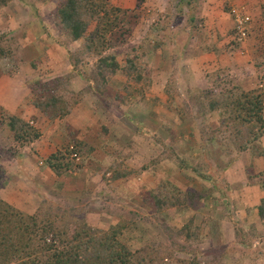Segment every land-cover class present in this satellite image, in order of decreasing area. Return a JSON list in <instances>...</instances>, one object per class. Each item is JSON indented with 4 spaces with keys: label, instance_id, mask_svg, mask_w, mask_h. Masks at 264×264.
Segmentation results:
<instances>
[{
    "label": "rangeland",
    "instance_id": "obj_1",
    "mask_svg": "<svg viewBox=\"0 0 264 264\" xmlns=\"http://www.w3.org/2000/svg\"><path fill=\"white\" fill-rule=\"evenodd\" d=\"M34 1L0 7V38L12 53L0 61V209L11 205L16 221L52 209L59 228L75 215L95 230L118 226L145 264H264V0H112L135 16L130 36L118 34L100 57L84 54V40L63 43L59 0ZM234 11L251 19L242 39ZM111 56L120 65L116 73L101 61ZM79 71L94 75L100 95ZM41 79L73 93L70 117L50 121L34 108L32 89ZM238 84L263 101V122L250 129L252 150H243L246 140L235 144L221 108ZM30 107L38 123L22 116ZM84 112L90 119L76 128ZM14 116L31 122L41 138L17 144L7 126ZM73 145L87 168L74 173L77 181L46 163L59 153L66 162L77 159ZM114 171L125 177L112 181ZM164 190L198 196L188 192L194 207L173 216L157 204ZM187 226L198 239L177 235Z\"/></svg>",
    "mask_w": 264,
    "mask_h": 264
},
{
    "label": "trees",
    "instance_id": "obj_2",
    "mask_svg": "<svg viewBox=\"0 0 264 264\" xmlns=\"http://www.w3.org/2000/svg\"><path fill=\"white\" fill-rule=\"evenodd\" d=\"M10 1L12 0H0V7L7 5ZM52 1L55 0H36L34 3L50 4ZM142 2L144 0H138V3ZM57 3L55 20L61 40L63 43L65 42L66 47L84 40L82 46L84 54L100 57L103 55L107 42L118 34L121 37H124L125 33L128 36L131 34V30L127 29V24L128 22L130 25L132 24L130 18L135 15H131L129 11H122L112 4V0H59ZM36 6L33 5L34 8ZM36 10L39 9L36 8ZM137 23L138 21H133L134 26ZM92 27H94L93 31ZM10 57H12V53L6 48L3 38H0V61ZM102 60L107 61L108 68L112 73H116L120 68L115 56L102 57ZM77 62L79 60L75 61L76 70L79 66ZM79 72V76L87 82L88 86H93L91 88H93L94 96L100 95L97 93L99 83L94 75ZM103 73L99 71L98 75L101 81L105 82L107 78ZM57 81L51 79L46 83L41 79L35 83L32 89V95L35 97L34 108L41 111L50 121L68 117L72 113V103L75 101L73 93H70L65 84H62L61 87ZM237 86L227 93V97H224L225 107L221 108L223 114L228 115L229 121L233 124L230 126L237 136V141L234 137L235 144L241 146V141L246 140L243 150H252L254 147L251 144L252 132L250 129L254 123L259 125L263 122V101L255 92H245L241 84ZM99 99L107 102L100 96ZM215 106L212 107L213 110ZM1 126L2 124H0ZM7 126L14 133L15 142L21 146L33 144L42 136L37 127L20 117H12ZM138 135L147 137L148 131L139 128ZM105 143H108L106 139ZM81 145L84 147L85 143L76 144V146ZM72 153H77L75 148ZM66 160L67 156L59 153L48 158L46 163L57 176L61 177L68 174L75 166L73 159L69 158L68 162ZM182 161L184 160L182 159ZM119 172L114 171L112 181L125 177L124 172ZM181 191L178 193L177 190L175 192L161 191V194L156 198L157 204L160 205L159 208L165 207L173 212V214L171 213L173 216L178 212L193 208L192 195H189L188 192H191L194 198L198 195L192 191ZM262 202L259 213L264 217V199ZM4 207L5 210L0 209V264H145L142 257L143 252L138 255L122 242L120 235L123 229L118 226H113L108 231L95 230L88 225L86 217L82 219L75 215L76 221L72 219L71 222L68 221L69 223L67 222L62 228H59L58 221L52 219V209L46 210V208L40 210L38 215L27 216V219L18 217L16 221L12 206L8 204ZM178 208L180 209L178 210ZM63 212L62 210L60 214L55 213V215L62 217L64 216L61 215ZM80 213L81 211L78 214ZM73 225L74 229L71 228ZM176 231L178 236H186L188 242L199 238V233H193L189 226ZM50 237L52 239L49 241ZM184 251L182 250V252ZM168 259L174 261L176 258L174 254H170ZM178 263L196 264L183 260Z\"/></svg>",
    "mask_w": 264,
    "mask_h": 264
},
{
    "label": "crops",
    "instance_id": "obj_3",
    "mask_svg": "<svg viewBox=\"0 0 264 264\" xmlns=\"http://www.w3.org/2000/svg\"><path fill=\"white\" fill-rule=\"evenodd\" d=\"M58 78V77H57ZM28 108H25V110H27ZM83 113V111L81 112V114ZM73 114V113H72ZM87 114H88V112H87ZM35 115V117L36 118H34L33 116ZM22 116L23 117H25L26 118V120H32L33 119V121H32V123L34 124V119H37V118H39V119H37L36 121H37V123L40 121V117H39V114L38 113H35V111H33L32 110V108L30 107L29 109H28V111H26V112H22ZM70 117V116H69ZM82 117H83V119L80 121V123H78V125H74L76 128H78L79 126H82L85 122H87L89 119H90V117H88V115L86 116V113L84 112V114L82 115ZM39 120V121H38ZM46 121V120H45ZM108 141H110V138H107V142ZM104 143H105V140L103 141ZM106 144H108V143H106ZM71 148L72 149H74L75 147H74V145L73 146H71ZM73 155H76V158L77 159H73V161H74V164H75V166H74V169L73 170H71L68 174H66L65 176L66 177H70V178H72V176H74V173H77V170L79 169V168H81V170L82 171H85L87 168H84L83 167V165L81 166H79V164L77 163V161H80L79 160V158H78V154L77 153H74ZM42 165H43V163H42ZM98 165V164H97ZM49 169H51L50 167H49ZM52 170V169H51ZM53 171V170H52ZM63 177V176H62ZM77 177L75 176V178L73 177L72 178V180L73 181H77ZM81 180V179H80ZM74 187V186H73ZM94 187H95V185H94ZM185 187H187L186 185H185Z\"/></svg>",
    "mask_w": 264,
    "mask_h": 264
},
{
    "label": "built area",
    "instance_id": "obj_4",
    "mask_svg": "<svg viewBox=\"0 0 264 264\" xmlns=\"http://www.w3.org/2000/svg\"><path fill=\"white\" fill-rule=\"evenodd\" d=\"M235 13V22L237 24V29L239 30L237 32V35L242 39L246 36L247 33V26L250 24L251 19L249 16H240L238 12L234 11ZM76 157V155H75Z\"/></svg>",
    "mask_w": 264,
    "mask_h": 264
},
{
    "label": "clouds",
    "instance_id": "obj_5",
    "mask_svg": "<svg viewBox=\"0 0 264 264\" xmlns=\"http://www.w3.org/2000/svg\"><path fill=\"white\" fill-rule=\"evenodd\" d=\"M75 156V155H74Z\"/></svg>",
    "mask_w": 264,
    "mask_h": 264
}]
</instances>
